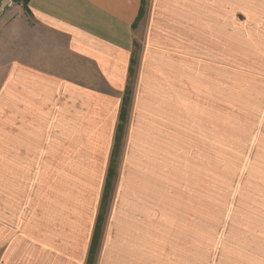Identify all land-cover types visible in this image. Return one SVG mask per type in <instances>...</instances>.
I'll use <instances>...</instances> for the list:
<instances>
[{"label": "crops", "instance_id": "1", "mask_svg": "<svg viewBox=\"0 0 264 264\" xmlns=\"http://www.w3.org/2000/svg\"><path fill=\"white\" fill-rule=\"evenodd\" d=\"M143 1L26 3L33 23L62 36L107 91L25 65L7 71L0 83V264H183L173 252L181 243L165 226L174 220L167 216L173 205L166 206L173 199L158 189V163L148 152L172 148L203 117L189 94L200 96L201 74H190L188 42L174 23L182 27L204 0H154L151 17L142 16ZM25 11L15 10L22 18ZM128 80L134 98L124 104ZM123 106L125 151L121 173L109 179L111 190L117 184L104 222L107 156ZM241 178L224 236L214 238L212 264H264V77L247 87Z\"/></svg>", "mask_w": 264, "mask_h": 264}, {"label": "rangeland", "instance_id": "2", "mask_svg": "<svg viewBox=\"0 0 264 264\" xmlns=\"http://www.w3.org/2000/svg\"><path fill=\"white\" fill-rule=\"evenodd\" d=\"M24 2L0 0V4L4 3L0 13V83L11 67L25 65L92 90L107 91L92 64L70 53L62 36L33 23ZM154 8V0H144L142 16L151 17ZM19 9L25 11V18L16 14ZM187 12L188 22H183L182 27L180 23L174 25L188 42L190 74H201L200 96L189 94L191 100L197 101L203 117L198 127L191 126L193 121L172 148L149 151L148 156L158 163L155 171L162 180L158 189L167 191L165 199H173L166 206L173 205V215L167 216L174 220L165 225L173 243H181L173 246V252L183 255V264H212L214 238L224 236L230 197L243 184L246 92L251 80L264 77V0H204L198 10L195 7ZM140 50L138 46L136 59ZM133 89L130 81L123 95L124 104L134 98ZM123 112L125 116L126 109ZM126 128L122 119L117 136L112 135L114 144L107 158L111 159L113 175L118 170L121 173ZM107 164L97 188L100 194L93 227ZM68 168L61 166V172L66 174ZM116 184L114 180L112 190ZM112 190L109 186L106 192L104 222L108 220ZM180 191L182 197H178Z\"/></svg>", "mask_w": 264, "mask_h": 264}, {"label": "trees", "instance_id": "3", "mask_svg": "<svg viewBox=\"0 0 264 264\" xmlns=\"http://www.w3.org/2000/svg\"><path fill=\"white\" fill-rule=\"evenodd\" d=\"M28 2V0H25V4ZM132 77V69L130 68V71H129V79ZM131 80V79H130ZM130 80H128V84H130ZM127 90V89H126ZM124 106L122 107V111H121V113H120V117H119V123H120V121H122V119H123V121H124V119H125V116H124ZM117 134H118V127H117V131H116V136H117ZM115 143H116V140H115ZM112 165V164H111ZM112 175H113V169H112V167L110 166V168H109V171H108V177H107V180H106V185H105V190L107 191L108 189H109V184H110V180L109 179H111L112 178ZM93 244H95V235H94V242H93ZM94 247V246H93ZM91 248V252L93 251V249L94 248ZM90 252V253H91Z\"/></svg>", "mask_w": 264, "mask_h": 264}]
</instances>
